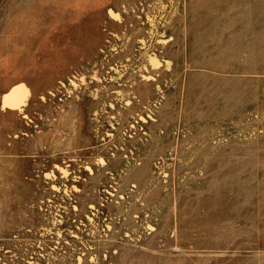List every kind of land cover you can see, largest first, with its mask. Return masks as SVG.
I'll return each instance as SVG.
<instances>
[{"label":"rangeland","instance_id":"1","mask_svg":"<svg viewBox=\"0 0 264 264\" xmlns=\"http://www.w3.org/2000/svg\"><path fill=\"white\" fill-rule=\"evenodd\" d=\"M18 84L0 264H264V0H0Z\"/></svg>","mask_w":264,"mask_h":264},{"label":"bare ground","instance_id":"2","mask_svg":"<svg viewBox=\"0 0 264 264\" xmlns=\"http://www.w3.org/2000/svg\"><path fill=\"white\" fill-rule=\"evenodd\" d=\"M112 13V12H109ZM112 15V14H111ZM113 16V15H112ZM117 15H115L116 17ZM148 65L151 71H157L160 69V63L157 57L153 54L149 56ZM146 81H154L151 78H146ZM30 92L26 86L23 84H18L11 87L7 92L1 95L0 98V110L1 111H11V112H18L22 113L26 108V103L29 98ZM63 174L66 171L60 169Z\"/></svg>","mask_w":264,"mask_h":264}]
</instances>
